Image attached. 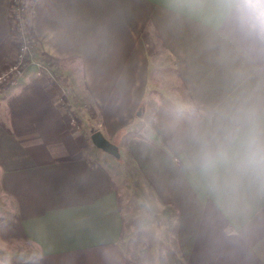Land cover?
<instances>
[{
	"label": "crops",
	"instance_id": "1",
	"mask_svg": "<svg viewBox=\"0 0 264 264\" xmlns=\"http://www.w3.org/2000/svg\"><path fill=\"white\" fill-rule=\"evenodd\" d=\"M25 1L32 53L0 92V193L12 207L0 241L26 247L21 264H264V187L241 178L214 191L187 163L189 113L177 111L194 108L208 127L218 107L264 96V54L228 39L214 0ZM10 2L0 0V71L17 48ZM50 62L72 89L41 71ZM62 95L129 158L140 202L128 221L151 230L124 238L122 178L84 153ZM147 234L151 247L129 251L125 239Z\"/></svg>",
	"mask_w": 264,
	"mask_h": 264
},
{
	"label": "clouds",
	"instance_id": "2",
	"mask_svg": "<svg viewBox=\"0 0 264 264\" xmlns=\"http://www.w3.org/2000/svg\"><path fill=\"white\" fill-rule=\"evenodd\" d=\"M228 39L245 53L264 54V0H214ZM189 113L184 139L192 146L189 167L194 168L220 194L235 190L238 181L264 187V96L242 94L214 110L210 126Z\"/></svg>",
	"mask_w": 264,
	"mask_h": 264
},
{
	"label": "rangeland",
	"instance_id": "3",
	"mask_svg": "<svg viewBox=\"0 0 264 264\" xmlns=\"http://www.w3.org/2000/svg\"><path fill=\"white\" fill-rule=\"evenodd\" d=\"M23 7V9L21 10V14L19 15L20 19H17L18 16H15V14H17L16 10L12 8L11 2H10V16L12 18L13 24H14V29H15V38L17 41V48L15 51L14 56L9 59L6 64L4 65L3 69H5L16 57V53L18 51V48L20 46V39H21V35L23 36H27L28 38H30L32 40L31 42V48L33 47V43H34V38H33V34H30L28 31V24H29V11L30 8L28 6V4L26 3V1H24L23 3H21ZM46 59H48L46 57ZM53 65L52 67H48L46 66L44 63L40 64L39 67L41 69V71L46 72L48 77L53 78L57 84H59L60 86V90H62L63 88L66 89L70 88L72 89V86L70 85L69 80L64 76L66 74H63V70L62 67L53 64V62H50ZM27 62L25 60L24 64L22 65V68L20 70V72L17 75H11L6 81L2 82L0 84L1 88H0V92L2 91V89L10 83H13L16 81L17 77L22 74V72L24 71V69L27 66ZM2 69V70H3ZM78 73V72H77ZM78 74H75L76 79H79V77L77 76ZM70 80H72V75H70ZM64 90V89H63ZM64 93V91H63ZM63 98V95H62ZM63 104H65V108H66V116H67V126L74 131L75 133L82 131L86 133V140H87V148L84 150V153L86 155H89L90 157L95 158V160L99 161L100 163H102L103 165H105L108 170H110L111 174L117 177H121L122 180L120 182V196H121V201L123 204V207H125L124 212H125V220L127 221V226L125 228V234H124V238H127V236L132 235L134 233H136V230H138V228H143V230H148L150 228L148 227H144L143 223L140 222L141 219H135V222L133 225H130V221H128V217L129 216H136V214L138 213V207H139V197H138V192H134L129 190V186H131L130 183V178H134L137 179L138 177L132 175V172L134 170V168L131 166L129 158L125 155V156H121L120 152H119V156L115 157L111 154H108L106 152H103L99 149H97V147H95L91 140H90V135L92 132H94V128L89 126V124L91 123V121L89 122H83V115L84 112H86V116H88L87 114L89 113V108L83 107L79 108L76 111V107H72V104L65 98L62 99ZM71 105V108H70ZM88 112V113H87ZM86 119V118H85ZM132 133H126V134H122L123 137H127L129 135H131ZM120 139V137H117L115 141H118ZM115 144V143H114ZM118 147V146H117ZM119 150V149H118ZM129 173V174H128ZM122 185V186H121ZM11 204L9 202V200L5 197L2 196L0 193V224L1 221L3 220V217H5V215L7 214V212L10 211L11 209ZM147 216V215H146ZM141 218V217H140ZM140 220V221H139ZM137 223V224H135ZM151 230V229H150ZM147 235L144 236V238L140 239L138 241V243H133V242H128L126 241V239L124 240L125 244H127V247L129 248V251L134 252V254L140 250H144L147 248L148 245H152V242H149L150 239H148L149 237H147ZM151 237L153 238L152 234ZM149 242V243H148ZM151 245L149 247H151ZM135 246V249H134ZM26 247H22L21 245L18 244H5L3 242L0 241V264H21L27 257H28V253H25L24 251H22L23 249H25ZM134 249V250H133Z\"/></svg>",
	"mask_w": 264,
	"mask_h": 264
},
{
	"label": "built area",
	"instance_id": "4",
	"mask_svg": "<svg viewBox=\"0 0 264 264\" xmlns=\"http://www.w3.org/2000/svg\"><path fill=\"white\" fill-rule=\"evenodd\" d=\"M24 1L25 0H11L13 11L15 9L17 12V14H15V16H18L17 19H20L19 15L23 9V7H21V3ZM31 42L32 40L30 38L21 35L20 46L16 53L15 59L5 69L0 71V84L6 81L11 75H17L20 72L25 60L27 62L28 56L32 53L33 47L31 48Z\"/></svg>",
	"mask_w": 264,
	"mask_h": 264
},
{
	"label": "water",
	"instance_id": "5",
	"mask_svg": "<svg viewBox=\"0 0 264 264\" xmlns=\"http://www.w3.org/2000/svg\"><path fill=\"white\" fill-rule=\"evenodd\" d=\"M90 140L95 147L103 150L104 152L115 157L119 156L117 145L108 140L100 130H95L94 132H92L90 135Z\"/></svg>",
	"mask_w": 264,
	"mask_h": 264
},
{
	"label": "trees",
	"instance_id": "6",
	"mask_svg": "<svg viewBox=\"0 0 264 264\" xmlns=\"http://www.w3.org/2000/svg\"><path fill=\"white\" fill-rule=\"evenodd\" d=\"M28 31H29V33H30V34H32V31H31V28H30V26H28ZM52 83L54 84L55 82H54V81H52Z\"/></svg>",
	"mask_w": 264,
	"mask_h": 264
}]
</instances>
